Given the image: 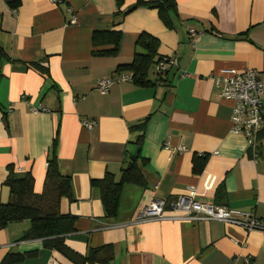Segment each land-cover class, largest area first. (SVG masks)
Listing matches in <instances>:
<instances>
[{
	"label": "crops",
	"instance_id": "1",
	"mask_svg": "<svg viewBox=\"0 0 264 264\" xmlns=\"http://www.w3.org/2000/svg\"><path fill=\"white\" fill-rule=\"evenodd\" d=\"M138 1L150 0H0V203L10 200L12 169L18 177L31 174L35 192H43L58 133L59 171L73 188V201L63 199L60 212L77 219L65 238L72 251L112 245L115 264H244L249 256L264 264L261 231L222 222L136 223L152 200L189 195L192 186L202 203L264 221V141L254 152L232 132L233 102L214 82L227 70H255L264 84V0H176L172 30L154 9L125 15ZM114 30L122 33L118 55L93 56V33ZM143 32L159 40L162 58L176 61L172 84L124 82L102 95L97 83L132 61ZM145 119L137 158L145 185H125L118 214L108 220L91 181L107 173L120 178L138 148L131 127ZM83 120L96 126L87 130ZM180 145L186 151L177 152ZM197 159L205 160L199 175ZM30 227L22 221L0 230V263L10 253L37 252L18 264H74L41 240L22 241Z\"/></svg>",
	"mask_w": 264,
	"mask_h": 264
},
{
	"label": "trees",
	"instance_id": "2",
	"mask_svg": "<svg viewBox=\"0 0 264 264\" xmlns=\"http://www.w3.org/2000/svg\"><path fill=\"white\" fill-rule=\"evenodd\" d=\"M12 5L17 6L18 3H12ZM118 7H121L120 2ZM140 8L157 10L165 27L171 30L175 28L173 17H179L176 0L138 1L126 11L125 15ZM121 14L118 13L117 16ZM121 41L122 33L120 31H95L91 42L92 55L116 57L120 51ZM159 48L160 42L157 38L146 32L141 33L135 43V54L132 61L119 65L111 78L127 74L131 78L132 84L139 88L167 84L170 70L165 73H157L156 67L160 63H169L171 59L162 58L159 55ZM35 66L44 73L39 64H35ZM152 75L155 76V80L151 79ZM147 122L148 119H145L131 127L133 132L139 134L134 143L138 148L143 144ZM263 138L264 132L262 133ZM58 144L59 134L56 133L50 153L46 158L47 170L42 193L35 192L34 178L31 174L18 177L13 169L10 171L6 180V185L10 188V200L7 203H0V230L5 229L11 223L30 221L31 227L21 238L22 241L41 240L45 248L59 251L74 264H115V253L112 245L93 248L86 255H80L69 249L65 243L66 236L76 231L77 219L72 215L60 212V203L63 199L73 201V188L71 178L63 176L59 171ZM137 162L138 159L131 161L129 166L122 171L119 179L115 175L107 173L102 179L91 181L92 187L100 192L106 219L116 218L122 189L125 185H145ZM204 164L205 160L197 159L194 162L196 175L201 174ZM217 193L220 196L223 194L222 187L218 189ZM215 203L217 206H222L218 202ZM36 255L37 252L10 253L5 256L0 264H18Z\"/></svg>",
	"mask_w": 264,
	"mask_h": 264
},
{
	"label": "built area",
	"instance_id": "3",
	"mask_svg": "<svg viewBox=\"0 0 264 264\" xmlns=\"http://www.w3.org/2000/svg\"><path fill=\"white\" fill-rule=\"evenodd\" d=\"M56 3L57 0H51ZM75 24V19L71 21ZM193 36H196L194 32ZM176 65L175 60L169 63H160L156 67L157 73H165ZM131 82L129 76H116L98 82L97 90L105 95L115 84ZM215 86L221 92V97L233 102L231 119L232 132L244 136L247 146L254 152L264 141V84L255 70L238 73L234 70L224 71V75L214 77ZM37 112V110H34ZM82 126L93 130L96 122L83 120ZM177 152L186 151L185 146L175 148ZM189 195L179 196L174 200L156 198L146 205L137 218L136 223L153 221H192V222H222L238 226L246 231H261L264 233V221L258 220L253 213L232 209L215 204L202 203L195 196V187L188 188ZM244 264H254L251 256L245 259Z\"/></svg>",
	"mask_w": 264,
	"mask_h": 264
},
{
	"label": "water",
	"instance_id": "4",
	"mask_svg": "<svg viewBox=\"0 0 264 264\" xmlns=\"http://www.w3.org/2000/svg\"><path fill=\"white\" fill-rule=\"evenodd\" d=\"M177 72H178V69L177 68H172L169 72V75H168V78H167V86H170L174 80V78L176 77L177 75ZM139 151H140V148H136L134 153H133V158L132 160H136L138 158V154H139Z\"/></svg>",
	"mask_w": 264,
	"mask_h": 264
}]
</instances>
